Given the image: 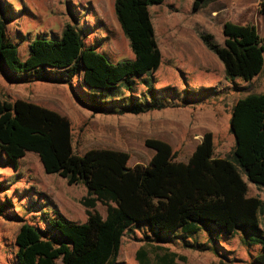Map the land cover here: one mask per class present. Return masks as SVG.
Listing matches in <instances>:
<instances>
[{"label": "trees", "instance_id": "16d2710c", "mask_svg": "<svg viewBox=\"0 0 264 264\" xmlns=\"http://www.w3.org/2000/svg\"><path fill=\"white\" fill-rule=\"evenodd\" d=\"M163 1L114 0L116 19L134 58L113 63L93 44H86L84 30L70 23L58 38L29 41V54L22 60L16 42L7 34L6 24L12 17L0 0V73L14 83H66L93 113L162 109L168 104L158 98L152 81L141 76L155 71L161 61L149 6ZM212 1L193 0L192 10ZM259 8L264 12V0L259 1ZM222 33L223 43L207 31H200L199 37L222 62L226 79L240 77L250 83L264 67V36L254 24L230 20L224 21ZM135 76L145 84L149 99L141 101L134 93ZM121 88L130 91L129 95L121 93L129 103L118 110L108 109L121 99L117 95ZM164 89L174 91L170 86ZM198 96L196 90L187 88L181 103L172 106L192 105ZM229 132L234 139L229 156H215L213 135L207 131L186 161L176 159L169 142L146 138L144 144L153 150L148 163L130 166V155L122 150L90 148L75 153L70 122L59 112L19 98L0 99L2 156L16 168L19 158L34 152L46 173H56L68 184H83L87 190L81 199L86 208L82 223L59 213L45 217L42 227L21 219L14 238L16 264H117L121 239L133 230L141 233L143 241L136 250L138 264L152 263L146 245L163 249L162 254L155 253V264L184 259L159 244L175 239L220 256L221 234L239 231L245 245H260L250 264H264V232L259 221L264 203L248 195L243 178L244 174L257 187H264V91L234 101ZM6 189L0 182V192ZM97 202L106 206L105 216L95 210ZM13 206L6 196L0 201V216ZM201 231L207 234L204 240H199ZM218 264L228 263L220 259Z\"/></svg>", "mask_w": 264, "mask_h": 264}, {"label": "rangeland", "instance_id": "374dc122", "mask_svg": "<svg viewBox=\"0 0 264 264\" xmlns=\"http://www.w3.org/2000/svg\"><path fill=\"white\" fill-rule=\"evenodd\" d=\"M260 0H214L207 6L192 10L193 0H164L149 6L155 37L161 51L159 67L141 77L152 81L157 96L168 106L144 113H93L80 101L66 83L30 81L14 83L0 73V99L17 98L53 109L66 116L71 127V144L75 153L83 154L90 148H111L126 151L128 164L148 163L153 150L144 144L149 137L169 142L177 152V160L186 161L202 135H213L214 154L229 156L234 139L229 132V119L234 101L251 92L264 91V67L250 83L240 77L226 79L222 62L199 37L200 31L214 35L223 43L222 25L230 20L239 24H254L264 36V12ZM12 19L7 21L8 36L16 42L19 57L29 54L28 43L36 37L58 38L66 23L83 29L86 44L103 53L113 63L131 60L134 55L129 41L122 32L114 12V0H2ZM9 8H11L9 10ZM56 35V36H55ZM134 93L139 100L149 99L145 84L134 77ZM170 86L173 92L165 91ZM196 90L198 98L192 105L179 104L185 89ZM130 91L121 88L114 105L117 110L127 105ZM123 96V95H122ZM118 97V96H117ZM116 109V108H115ZM248 195L258 196L264 203V187H257L243 174ZM0 182L7 189L0 192V201L10 197L14 206L0 216V264H16L14 242L22 221L40 226L45 217L61 214L76 223L86 220V208L81 199L87 190L83 184H68L56 173H46L36 153L28 151L18 159L14 168L0 153ZM95 210L102 216L106 206L96 203ZM9 216V217H7ZM21 219H23L21 221ZM264 232V212L259 215ZM199 240L207 235L198 233ZM138 230L125 232L117 255V264H138L136 250L143 244ZM217 255L211 249L187 247L180 240L159 244L184 259L177 257L175 264H250L251 257L260 251L259 244L245 245L242 233L221 234ZM149 258L155 264V253L146 245Z\"/></svg>", "mask_w": 264, "mask_h": 264}, {"label": "crops", "instance_id": "0c3cea01", "mask_svg": "<svg viewBox=\"0 0 264 264\" xmlns=\"http://www.w3.org/2000/svg\"><path fill=\"white\" fill-rule=\"evenodd\" d=\"M154 27V26H153ZM154 32H155V29H154ZM248 186V185H247Z\"/></svg>", "mask_w": 264, "mask_h": 264}]
</instances>
